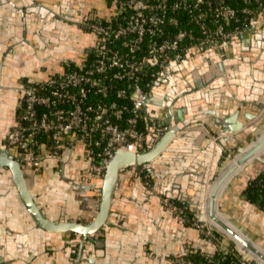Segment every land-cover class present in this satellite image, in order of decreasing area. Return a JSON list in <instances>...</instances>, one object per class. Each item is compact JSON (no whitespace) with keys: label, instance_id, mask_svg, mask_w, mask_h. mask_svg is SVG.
Wrapping results in <instances>:
<instances>
[{"label":"crops","instance_id":"0c3cea01","mask_svg":"<svg viewBox=\"0 0 264 264\" xmlns=\"http://www.w3.org/2000/svg\"><path fill=\"white\" fill-rule=\"evenodd\" d=\"M63 13L69 17L62 19L59 14ZM115 14L110 0H0V102L9 103L8 90L20 83L21 77L43 79L61 70L66 61L85 58L86 50L79 49V40L87 45L93 36L76 32L77 19H105ZM164 102H175L173 109L186 105L185 123L174 130L173 139L152 164L125 175L114 197L112 227L84 248L79 264H169L168 256H204L231 245L248 255L244 256L246 260L253 261L245 252L249 250L210 218L209 209L214 183L232 153H226L229 144L220 141L222 124L230 127L242 122L246 126L264 109V7L239 38L220 49L188 56L174 67L172 86L152 90L142 119L148 147L154 143L158 117L167 108ZM257 126L246 131L248 140ZM263 136L264 128L242 151L245 153ZM238 140L235 138L234 144ZM260 153L224 183L215 203L218 217L264 251V210L244 195L248 181L263 166L264 147L256 155ZM76 154L68 155L64 162L46 156L26 170L30 190L53 220L89 221L98 212L97 192L77 189L63 178L73 177L82 168L84 160ZM143 167L150 176V186L141 173ZM164 197L186 205L193 215L204 213V219L219 233L212 239L216 248L206 242L211 238L193 230L196 227L178 224L164 205ZM80 240L78 236L69 239L36 228L11 172L0 169V264H76L78 253L73 260L70 255L74 244L79 251Z\"/></svg>","mask_w":264,"mask_h":264},{"label":"built area","instance_id":"2783aa9c","mask_svg":"<svg viewBox=\"0 0 264 264\" xmlns=\"http://www.w3.org/2000/svg\"><path fill=\"white\" fill-rule=\"evenodd\" d=\"M110 1L114 16L82 20L93 36L83 60L66 61L61 70L19 88L6 145L26 165L33 167L46 156L64 162L77 153L84 160L82 172L101 178L116 151H146L143 112L156 82L168 83L174 67L188 56L239 38L259 11L244 7L241 18L226 0ZM141 173L150 186L145 167ZM163 203L183 223L198 227L205 237L218 238L207 220L196 218L186 205L169 197ZM175 260L218 264L213 254Z\"/></svg>","mask_w":264,"mask_h":264},{"label":"water","instance_id":"95a60500","mask_svg":"<svg viewBox=\"0 0 264 264\" xmlns=\"http://www.w3.org/2000/svg\"><path fill=\"white\" fill-rule=\"evenodd\" d=\"M172 81L173 76L168 83L162 84L158 81L155 85L157 87L163 86L164 89H168L170 86H172ZM171 103L164 102V106H167V108H163V115L158 117L159 128L155 126L153 129L152 138L155 139L154 143L153 145L148 147L146 151L137 153L128 150L116 151L110 164L107 167L106 172L100 178L101 181L98 184L85 183L83 181L68 179L67 177H65V179L77 189L83 191H90L96 188L100 189V204L98 212L96 213L95 217L89 221H80L76 218L68 220H53L48 217L43 208H41L38 204L37 199L33 195L32 191L30 190L24 167L22 166V163L20 161V156H15L14 154H12L7 146H0V169L6 168L11 172L20 200L24 205L26 211L30 215L35 227L48 233L63 234L69 239H71L73 236L81 237L76 264L80 263L84 248L91 245L90 243H95V239L99 236V233L105 232L106 230L109 231L112 227V224L110 223V217L112 215L111 212L113 209L114 197L116 195L117 188L121 183H123L124 178L126 177L125 175L128 172H137L140 167L146 164H152L154 160H156L165 151L166 147L173 139L174 130L182 127V124L185 123L184 112L186 105H182L181 108L173 109L172 105H174L175 102L173 104ZM263 116L264 109L255 121L247 124L246 126L244 125L245 123L242 122L236 123L234 125L232 124L230 125V127H226L222 124L220 134L223 137H220V141L229 144V148L227 149L226 153L229 150H232L233 152L240 144L243 143V141H248L246 131L252 129ZM174 121L176 122V124H178L177 127L174 126ZM165 125H167L168 128H166ZM233 132H235L233 137H227ZM235 138H238L240 140H238L237 143L234 144L233 140ZM253 143L254 142H249L246 148H249ZM263 147L264 136L245 153L240 152L235 158L236 161L234 160L235 162L233 163L230 162L232 164L230 165L229 163L223 170V172L219 175L214 183V188L211 194L209 216L222 228H224L226 232L231 234L240 243V245L249 250L253 255L260 258V260L264 263V251L260 247L252 243L249 239L244 237V235L240 233L233 225L226 223L220 217H218V207L217 203H215L218 192H220L224 183H226L233 176V174L241 169L247 162H249L255 156H258L256 155V153ZM224 160L225 158H223L222 162ZM61 174L64 175L62 167ZM150 190L153 192L154 189L151 187ZM179 201L184 202L185 200L179 199ZM201 210V212H204L203 208ZM216 211L218 214L216 213ZM172 216L175 220H177L178 224L180 223L181 225H183V223L179 221L173 214ZM207 224L210 229L215 231V228L212 226V223L210 221H207ZM193 230L196 231V233H198L199 231V229L197 228H194ZM206 242L212 243V245L216 248V244L212 239L206 240ZM150 249H152V247ZM216 253L217 249L209 252V254L213 255ZM174 258V256H168L167 262L169 264H174L172 263V259Z\"/></svg>","mask_w":264,"mask_h":264},{"label":"trees","instance_id":"16d2710c","mask_svg":"<svg viewBox=\"0 0 264 264\" xmlns=\"http://www.w3.org/2000/svg\"><path fill=\"white\" fill-rule=\"evenodd\" d=\"M226 3L236 8L240 12L241 18L244 17V15L241 13V9L244 7L258 9L259 11L261 10V7H264V0L261 1L262 5L259 4L257 0H226ZM100 181V178H94L87 182L98 184ZM94 191L100 195L99 188H96ZM244 195L248 201L264 210V163L258 174L248 181L246 188L244 189ZM215 234L219 237V233L217 231H215ZM228 249L218 250L217 253L214 254V258L218 261V264L255 263L252 260H241L240 258L243 253L238 247L231 245V247H228ZM72 250L75 251L73 248ZM188 257L193 260H201L203 258V256H200L197 253L191 254Z\"/></svg>","mask_w":264,"mask_h":264},{"label":"flooded vegetation","instance_id":"af4514ba","mask_svg":"<svg viewBox=\"0 0 264 264\" xmlns=\"http://www.w3.org/2000/svg\"><path fill=\"white\" fill-rule=\"evenodd\" d=\"M79 12H80V16H82L83 13H84L81 9L79 10ZM59 16L62 19H67L69 17L67 14H64V13L63 14H59ZM83 19H85V18L81 17L80 19H77L78 22H76L77 23L76 32H78L79 34L80 33L84 34V33L87 32L84 29V27L82 26V20ZM79 42H80L79 45H78L79 49L85 51L86 50V43L85 42L83 43V40H79ZM19 81H20V83L18 82L17 84L13 85L8 90L7 94L9 96V98H8L9 99V103L8 104L5 103L7 100L4 103L0 102V146H3V145L7 146L6 145L7 134L9 132L10 128H11L10 126H11L12 121L14 120V118L17 115V102H18V98H19V88L21 87L22 84H24V83H26V82H28L30 80L29 79H25V77L24 78L21 77L19 79ZM8 149L15 156H20V154L15 149H12V148H8ZM20 161L22 163V166L24 167V171H25V174H26V170L31 168L32 166L26 165L22 161L21 156H20ZM34 167L35 166H33V168ZM62 170H63V168H62ZM60 171H61V168H60ZM63 178L65 179V176ZM94 178L95 177L92 176L91 174L83 173L82 170L79 167V172H77L76 175H74L73 177L68 178V179H73V180H78V181H83L85 183H88L87 181H90L91 179H94ZM96 178H98V177H96ZM74 249H75L76 253H78L77 248H74Z\"/></svg>","mask_w":264,"mask_h":264},{"label":"rangeland","instance_id":"374dc122","mask_svg":"<svg viewBox=\"0 0 264 264\" xmlns=\"http://www.w3.org/2000/svg\"><path fill=\"white\" fill-rule=\"evenodd\" d=\"M263 128H264V116L261 118V120L258 122V126L256 127V129L254 130V132L252 133L253 134V136H252V139L250 140H248V141H244L242 144H240L232 153H231V155H229V156H227V159L225 160V162L223 163V165H222V168H221V170L223 169V168H225V167H227V165L232 161V160H234L235 158H236V156L244 149V148H246V146L248 145V143L249 142H253L254 140H256L257 139V137L261 134V132H262V130H263ZM262 153H260L258 156H256V157H260V155H261ZM220 170V171H221ZM171 211V210H170ZM172 212V211H171ZM173 213V212H172ZM173 215L175 216V214L173 213ZM196 218H199V217H202V216H204V213H201V214H198V215H194ZM176 217V216H175ZM178 220H179V218L178 217H176ZM179 221H181V220H179ZM182 222V221H181ZM183 223V222H182ZM213 226V225H212ZM196 228H198V227H196ZM199 229V228H198ZM200 230V229H199ZM201 231V230H200ZM202 232V231H201ZM203 233V232H202ZM204 235V234H203ZM73 247L74 248H77V246L74 244L73 245ZM73 248V249H74ZM73 252V253H72ZM71 253V258H72V260H73V258H74V256H75V251H72ZM243 255V257L244 256H246L244 253L242 254ZM248 256V255H247ZM246 256V257H247ZM250 257V256H249ZM175 259H177V258H174V259H172V263H175L176 264V260ZM253 259V261H255V263L256 264H260L258 261H256V260H254V258H252ZM243 260H246V258L244 257V259Z\"/></svg>","mask_w":264,"mask_h":264},{"label":"bare ground","instance_id":"6f19581e","mask_svg":"<svg viewBox=\"0 0 264 264\" xmlns=\"http://www.w3.org/2000/svg\"><path fill=\"white\" fill-rule=\"evenodd\" d=\"M241 152H244V151H241ZM234 160H235V159H234ZM234 160H233V161H231V162L233 163V162H235V161H236V160H235V161H234Z\"/></svg>","mask_w":264,"mask_h":264}]
</instances>
